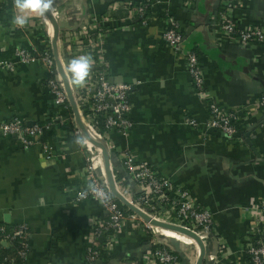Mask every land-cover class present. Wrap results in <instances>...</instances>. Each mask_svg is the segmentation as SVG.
Masks as SVG:
<instances>
[{
  "label": "crops",
  "instance_id": "obj_1",
  "mask_svg": "<svg viewBox=\"0 0 264 264\" xmlns=\"http://www.w3.org/2000/svg\"><path fill=\"white\" fill-rule=\"evenodd\" d=\"M113 1L53 0L50 12L59 27L56 46L68 78L59 35L72 29L71 18L100 16ZM221 1L159 0L149 25L120 28L109 36L112 80L133 86V125L126 136L111 133L117 147L112 150L102 136L105 143L80 131L70 101L67 111L56 103L42 64L21 62L14 55L16 46L49 48L57 69L50 16H32L28 24L17 27L12 24L13 0H0V122L19 118L26 124L47 123L66 112L69 118L39 134L32 145L0 132V223L28 229L29 251L23 264H149L147 233L133 218L123 225L110 254L94 262L87 258L91 218L106 213L98 200L80 197L89 183L86 162L95 158L98 173L106 179L108 152L113 185L120 194L136 193L138 187L119 159L123 149L212 212L214 233L225 247L222 253L215 242L199 235L202 264L243 261L246 254L239 239L251 229L250 208L264 201V115L257 112L248 118L241 141L211 130L203 96L186 66L188 48L198 53L207 97L226 110L238 111L264 96V41L224 42L218 27ZM169 18L178 24L182 50L165 39ZM232 19L240 29L259 26L264 33V0H240ZM4 61H12L14 68H7ZM77 136L84 137V144L75 142ZM156 231L159 240L177 251L181 264H197L201 247L191 234ZM2 244L12 251L10 243Z\"/></svg>",
  "mask_w": 264,
  "mask_h": 264
},
{
  "label": "built area",
  "instance_id": "obj_2",
  "mask_svg": "<svg viewBox=\"0 0 264 264\" xmlns=\"http://www.w3.org/2000/svg\"><path fill=\"white\" fill-rule=\"evenodd\" d=\"M239 1H221L222 12L218 27L224 36L223 41L235 40L242 44L252 41L263 42L264 33L259 26L240 29L234 25L232 12ZM158 3L159 0H148L147 2L146 0H115L100 16L88 15L81 19L80 17L71 18L72 29L59 35L65 48L66 68L71 83L72 77L68 71L69 61L82 54L92 57V69L86 82L81 86L72 83L74 101L84 130L92 136H102L110 143L112 150H116L117 147L111 138V133L126 136L133 125L130 117L133 108L131 98L133 86L112 80L107 55V40L113 32L120 28H131L136 24L149 25L157 15ZM38 28H42L40 24ZM165 39L178 50L185 48L178 24L172 18L168 19ZM13 52L21 62L39 63L44 66L47 88L51 90L61 109L67 111L70 93L54 66L50 49H28L16 46ZM186 60L192 81L206 104L207 122L211 130L218 131L227 139L241 141L247 129L248 118L257 112L264 115V96L246 104L238 111L226 110L207 97L205 79L197 54L187 48ZM4 65L9 69L14 68L12 61H4ZM66 113L65 116L56 117L47 123L26 124L19 118L0 122V132L18 137L19 141L25 145H32L35 142L34 138L39 134L57 127L63 118L65 121V117L68 121ZM70 120L72 121L71 118ZM119 159L127 169L130 179L138 187V192L126 191L125 195H122L136 208L144 212L151 221L157 220L192 230L198 236L215 242L218 250L224 252L223 240L219 236L216 237L214 233L215 219L212 212L198 204L189 191L160 175L147 162L127 149L119 150ZM86 168L89 183L80 191V197L98 200L106 213L91 218L92 233L91 245L87 254L88 260L94 262L110 254L116 238L122 232L123 225L133 218L142 222L143 229L147 233L149 264H181L177 251L158 239L156 231L158 227L156 229L150 220H143L127 208L124 211L120 201L108 189L106 179L98 173L95 158L87 160ZM90 184H94L99 190L106 191L109 199L101 201L89 189ZM114 189L120 193L117 186L114 185ZM250 217L253 219L251 229L239 239V244L246 254L239 264H264V201L250 208ZM197 226H201L199 231ZM28 235L29 231L25 226H7L0 223V242L18 241L22 246L19 251L22 258L26 257L29 251ZM193 238L196 239L194 236ZM5 264H13V261L7 260Z\"/></svg>",
  "mask_w": 264,
  "mask_h": 264
},
{
  "label": "clouds",
  "instance_id": "obj_3",
  "mask_svg": "<svg viewBox=\"0 0 264 264\" xmlns=\"http://www.w3.org/2000/svg\"><path fill=\"white\" fill-rule=\"evenodd\" d=\"M53 0H13L15 14L12 17V24L17 27H23L29 23L32 16L42 17L51 11ZM92 69V57L88 54H82L72 58L68 64V71L72 77V83L81 86L89 77ZM77 144H84L83 136H77ZM89 189L95 193L101 201L109 199L106 191L97 189L94 184L89 185Z\"/></svg>",
  "mask_w": 264,
  "mask_h": 264
},
{
  "label": "water",
  "instance_id": "obj_4",
  "mask_svg": "<svg viewBox=\"0 0 264 264\" xmlns=\"http://www.w3.org/2000/svg\"><path fill=\"white\" fill-rule=\"evenodd\" d=\"M48 15L50 16V18L52 19V21L55 24V31L54 34L51 37V45H52V49H53V55H54V59H55V63L57 66V70L58 73L64 83V85L66 86V88L68 89L69 93H70V104L72 106V109L74 110V114H75V120H76V124L77 126L80 128V131L85 135L86 133L84 132L81 120L79 118V114L78 111L76 110V105H75V101H74V88L72 86V83L70 81V79L68 78L64 66L60 60L58 51H57V46H56V36L59 32V27H58V22L56 20V18L54 17V15L49 12ZM96 138L102 142L105 143V140L102 139L100 136H96ZM108 152H106V154L104 155V162H105V172H106V184L108 189L112 192V194L120 201V203L125 206L126 208H128L130 211H132L133 213L137 214L140 218H142L143 220H147L149 221V217L142 212L141 210H139L138 208H136L129 200H127L122 194H120L119 192L115 191L114 189V185H113V180H112V176H111V171H110V167H109V163H108ZM151 221V220H150ZM151 223L158 227V228H164V229H170V230H175V231H182V232H187L191 235H193L196 240L199 242L200 247H201V253L199 255L197 264H202L203 262V258H204V248L202 246V242L200 241L198 235L192 231V230H187L186 228L182 227V226H177L174 224H169V223H165V222H161V221H157V220H152Z\"/></svg>",
  "mask_w": 264,
  "mask_h": 264
},
{
  "label": "trees",
  "instance_id": "obj_5",
  "mask_svg": "<svg viewBox=\"0 0 264 264\" xmlns=\"http://www.w3.org/2000/svg\"><path fill=\"white\" fill-rule=\"evenodd\" d=\"M148 0H146L147 2ZM197 56L198 53L196 51H194ZM70 107V105H69ZM122 208L124 209V211H126L125 206H123L121 204ZM201 229V226H197V230L199 231ZM12 245V251H8L5 249V247H3V244L0 242V263L2 262V264H5V262L7 260H12L13 264H23L24 260L23 258L20 256L19 251L21 250L22 246L21 244L16 241V240H11L9 242Z\"/></svg>",
  "mask_w": 264,
  "mask_h": 264
}]
</instances>
